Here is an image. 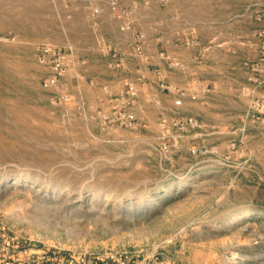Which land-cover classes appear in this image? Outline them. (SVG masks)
<instances>
[{
    "label": "rangeland",
    "instance_id": "374dc122",
    "mask_svg": "<svg viewBox=\"0 0 264 264\" xmlns=\"http://www.w3.org/2000/svg\"><path fill=\"white\" fill-rule=\"evenodd\" d=\"M142 4L160 59L123 0H0V240L264 264V0Z\"/></svg>",
    "mask_w": 264,
    "mask_h": 264
},
{
    "label": "built area",
    "instance_id": "2783aa9c",
    "mask_svg": "<svg viewBox=\"0 0 264 264\" xmlns=\"http://www.w3.org/2000/svg\"><path fill=\"white\" fill-rule=\"evenodd\" d=\"M115 6V3H112ZM125 28V25L120 27ZM143 34L136 36L134 47L139 50ZM0 264H180L175 261L161 262L152 256H129L120 251H104L99 254L86 252H62L53 249H36L0 240Z\"/></svg>",
    "mask_w": 264,
    "mask_h": 264
},
{
    "label": "crops",
    "instance_id": "0c3cea01",
    "mask_svg": "<svg viewBox=\"0 0 264 264\" xmlns=\"http://www.w3.org/2000/svg\"><path fill=\"white\" fill-rule=\"evenodd\" d=\"M123 1H124V4L127 5L126 6V11H127L126 13L129 16V18H127V19L124 18L123 14H126V13L122 12L121 16L118 17L119 19H118L117 23H113L114 24V25H112L113 30L119 31V32H117L118 37L114 36V39L115 40L121 39L120 36L123 35L124 38H122V40L125 43V45L127 44L128 46H130L133 49V51L135 52L133 45H134L136 36L139 33H142L143 39L141 42V46L143 47V54L145 55V53H146L145 57L149 56L148 51L144 52L145 46L147 47L150 43H152V45L154 47L152 49V57H156V58L160 59L161 53H162V46H164L166 44L165 38L162 36L160 24L155 22L158 25L157 28H154L152 33L150 31H147V28L142 24V22H139V20H138L139 15L143 11L142 2L144 0H123ZM138 13H140V14H138ZM248 14L249 15H248L247 20H248L249 29H251L252 39L254 41H256L257 43L260 41L263 42L264 41V7L263 8L256 7V8H254V10H250V12ZM142 17H143V15H142ZM142 17H140V18H142ZM238 17L241 18L240 15H238ZM120 18H122V19H120ZM238 20H240V19H238ZM218 24H219V21H218ZM122 25H125L124 29L120 28ZM175 29H178V27H175ZM170 38H171V41L169 44H171L174 47H178L180 40H181L178 32L175 31V33H172V37H170ZM238 38H240V34H238ZM186 39L188 40L189 38H186ZM187 43L188 44H186V46H188V47H192L194 45L193 40H190ZM236 44H240V43L236 42ZM250 44H252V43H250ZM132 55L134 56V59H133L134 60V66L136 67L138 55H136V54H132ZM155 64L157 65V62H155Z\"/></svg>",
    "mask_w": 264,
    "mask_h": 264
}]
</instances>
